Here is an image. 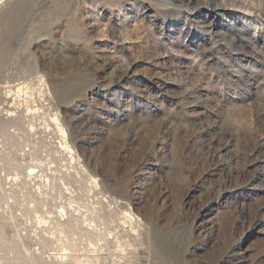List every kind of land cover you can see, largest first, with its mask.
Masks as SVG:
<instances>
[{
    "label": "rangeland",
    "instance_id": "obj_1",
    "mask_svg": "<svg viewBox=\"0 0 264 264\" xmlns=\"http://www.w3.org/2000/svg\"><path fill=\"white\" fill-rule=\"evenodd\" d=\"M179 1L0 4V86L24 87L7 103L0 88V121L18 108L7 132L20 150L0 154V264L67 253L70 264H127L99 250L94 259L103 242L82 239L79 210L108 218L132 264H264V18L232 7L240 0L224 11L222 0ZM36 160L52 191L27 176ZM64 206L75 214L61 222ZM55 222H66L61 235Z\"/></svg>",
    "mask_w": 264,
    "mask_h": 264
},
{
    "label": "bare ground",
    "instance_id": "obj_2",
    "mask_svg": "<svg viewBox=\"0 0 264 264\" xmlns=\"http://www.w3.org/2000/svg\"><path fill=\"white\" fill-rule=\"evenodd\" d=\"M177 1V0H176ZM179 1V0H178ZM183 1L185 2V1H187V2H189V1H191V0H181V1H179V2H182L183 3ZM200 1V0H199ZM198 1V2H199ZM207 1V2H206ZM210 0H201V2H199L200 3V6L201 5H204V4H207L208 2H209ZM258 1V2H257ZM257 1H255V0H240L239 2H234V3H231V4H233V6L232 7H236L237 9H239L240 11H243L244 12V14H247V15H249V18L250 17H253V15H257L258 16V18H260V19H263L264 18V2H262L263 0H257ZM3 2V0H0V4ZM77 2V1H76ZM170 3V2H169ZM172 3V2H171ZM173 3H175V2H173ZM177 3V2H176ZM175 3V4H176ZM181 3V4H182ZM75 5H77V3L75 4ZM79 5V4H78ZM171 5V4H170ZM180 5V4H179ZM80 6V5H79ZM228 7H231L230 6V1L229 0H222V3L220 4V5H218V8L216 9L217 11H224V10H227V8ZM213 14V13H212ZM253 24V23H252ZM254 27H257L255 24H254ZM42 79V78H41ZM21 84H18V85H11L9 82H6L5 83V85L4 86H0V88H2V89H4V91H3V96H1V97H3V99H2V102L3 101H6V100H9V99H11L13 102H15L16 101V99L19 97V99H20V94H22L21 92L23 91V89H24V87L23 86H20ZM24 85V84H23ZM24 86H26V85H24ZM28 86V87H27ZM26 87H27V89H30L31 87H29V84L27 85ZM31 86V85H30ZM25 87V88H26ZM32 89V88H31ZM30 92V91H29ZM27 94H28V92H27ZM23 96V95H22ZM22 98V97H21ZM10 100V101H11ZM25 101V100H24ZM4 103H7V101L6 102H4ZM27 103V102H26ZM11 105V104H10ZM9 105V106H10ZM6 106V105H5ZM13 108H14V106H13ZM12 108V109H13ZM16 109V108H15ZM18 109V108H17ZM16 109V110H17ZM14 110V109H13ZM16 110H14L15 112H10L9 110H5L4 111V116H5V119L7 120V119H10V120H7V121H0V131L1 130H3L2 131V133H1V135H0V154H2L3 156H4V153H5V151L6 150H8V149H11L12 147H14V148H18V146H16V145H13L12 144V142H13V138L10 136V134H9V131L7 132V130H8V128H11V127H14V121H13V119L11 118V117H15V113H17V111ZM17 115V114H16ZM21 120V119H20ZM22 121V120H21ZM28 122V121H27ZM52 122H54V124H55V127H56V130H57V132L59 133V135H60V137H62L61 139H63L64 140V143H61V148H62V150L63 151H61V152H65V156H67L68 155V159H70V160H72V158H73V154H74V152H73V150L68 146V143L66 142V137H67V133H66V131L64 130V128L62 127V125H61V123H60V121H59V119L58 118H53L52 119ZM30 125V124H29ZM47 125V124H46ZM33 126H34V124H33ZM49 126V125H48ZM30 128H31V130L33 131V127H32V124L29 126ZM5 128V129H4ZM36 129V128H35ZM30 130V131H31ZM28 131H29V129H28ZM31 131V132H32ZM18 133V132H17ZM16 133V137H17V139L19 138V135L21 136V133L20 134H17ZM34 133V132H33ZM29 134H30V132H29ZM35 135H36V133H34ZM33 137V136H32ZM17 142V141H16ZM16 146V147H15ZM28 146H30V148H31V145H28ZM23 147H24V145H23ZM25 148V147H24ZM27 148V147H26ZM30 148H28L26 151L28 152V154L29 155H32L34 152H32V150L30 149ZM34 148V147H33ZM18 151H20L19 150V148L17 149ZM25 150H23L22 149V152L21 153H23V155L25 154ZM39 151V150H38ZM60 151V150H59ZM58 151V152H59ZM60 153V152H59ZM28 154H27V156H28ZM62 155H64V153H61ZM1 155V156H2ZM36 155H37V153H36ZM22 156V155H21ZM23 157H25V155L23 156ZM35 157V156H34ZM36 158V157H35ZM38 158V157H37ZM43 158V157H42ZM64 158V157H63ZM40 159V158H39ZM39 159H37L38 161H39ZM45 159V158H44ZM61 159V158H60ZM31 160V159H30ZM37 160H36V162H34L35 163V165L33 166V165H31L32 163H30V165L31 166H33V167H29V165H28V171H27V176L28 177H33V175L35 176V174L36 173H38V172H41V171H35L36 170V168L38 169V168H40V166L43 164V163H45V160H47V158L43 161V163H41V162H37ZM41 160V159H40ZM62 160V159H61ZM60 160V161H61ZM42 161V160H41ZM63 161V160H62ZM15 162V161H14ZM50 162V161H49ZM48 162V163H49ZM25 165H27V164H25ZM52 165V164H51ZM20 167V166H19ZM27 167V166H26ZM25 167V168H26ZM42 167H43V165H42ZM43 168H45V169H47V167H43ZM27 169V168H26ZM42 169V168H41ZM47 170H49V169H47ZM59 170V169H58ZM54 171H56V170H54ZM66 171V170H65ZM76 171H77V169H76ZM76 171H72L71 172V174H73V172H76ZM82 173L83 174H86V175H88V173H87V171H86V169H84L83 167H82ZM48 172V171H47ZM59 172V171H58ZM70 172V171H69ZM68 172V173H69ZM60 173V172H59ZM66 173H67V171H66ZM78 173V172H77ZM24 174V173H23ZM42 174H43V170H42ZM70 174V173H69ZM75 174V173H74ZM17 175V174H16ZM48 175V174H47ZM47 175H40L39 177H41L40 179L42 180H39L38 178H36V176L34 177V178H36V179H38L39 181H41L42 183L41 184H44L43 186L45 187L46 185H45V182H46V184H48V186L50 187V189H51V191L53 190L52 189V183H50V182H52V181H50V179H49V177L47 176ZM50 175V174H49ZM62 175V174H61ZM64 175V174H63ZM66 175H68V174H66ZM24 176V175H23ZM77 176H78V174H77ZM66 177H68V176H66ZM70 177V176H69ZM10 178H13V177H10ZM20 178V177H19ZM24 178H26V177H24ZM51 178V177H50ZM92 178V177H91ZM22 179V178H21ZM56 179V178H55ZM54 179V180H55ZM59 179V178H58ZM58 179H56V181L58 180ZM66 179V178H65ZM69 179V178H68ZM9 180V179H8ZM11 180H14V182L15 181H17L18 180V177L16 176V178L15 179H11ZM26 180V179H25ZM93 180V179H92ZM6 181V180H5ZM22 181V180H21ZM33 181V180H32ZM60 181H61V179H59V183L58 184H60ZM62 185L65 187L66 185L64 184V180H63V178H62ZM95 181V180H94ZM7 182V181H6ZM38 182V181H37ZM54 182V184H55V181H53ZM66 182V181H65ZM96 182V181H95ZM3 183V182H2ZM12 184V183H11ZM24 184V183H23ZM53 184V185H54ZM57 184V183H56ZM55 184V185H56ZM14 185H16V183H14L13 184V186ZM25 185V184H24ZM61 185V186H62ZM96 185V187H98V183H96L95 184ZM40 187H41V185H39ZM5 187V186H4ZM8 187V186H7ZM40 187H38L37 188V191H38V193H39V195L41 196V199H42V192H41V188ZM100 187V186H99ZM98 187V188H99ZM8 188H10V186L8 187ZM12 188V187H11ZM47 188L48 187H46V190H47ZM60 189V188H59ZM63 189V188H62ZM99 189H101V188H99ZM4 190V189H3ZM12 190V189H11ZM45 190V189H44ZM66 190L68 191L69 190V188H66ZM35 191V190H34ZM65 191V190H64ZM12 192V191H11ZM47 192V191H46ZM48 193V192H47ZM63 192L61 191V194H62ZM72 193V192H71ZM7 194V193H6ZM9 194H11V193H9ZM47 195V194H46ZM58 195V194H57ZM8 196V195H7ZM50 196V195H49ZM61 196V195H60ZM62 196H63V194H62ZM91 196V195H90ZM58 197V196H57ZM97 197V196H96ZM102 199H104V198H102ZM44 200V199H43ZM51 200V199H50ZM52 200H54L53 198H52ZM56 200V199H55ZM58 201V200H57ZM27 202H29V201H27ZM49 202V201H48ZM47 202V203H48ZM59 202V201H58ZM68 202V201H67ZM114 202V201H113ZM57 203V202H56ZM105 203V202H104ZM116 203V202H115ZM118 203V202H117ZM5 204V203H4ZM43 204H44V202H43ZM43 204H41L42 206H40L39 204H37V205H39L38 207H37V205H33L32 207H34V209L35 210H38L39 211V213L40 212H42L43 211V208H44V205ZM64 204V203H63ZM77 204V203H76ZM108 204V203H107ZM6 205V204H5ZM29 205V204H28ZM68 205V204H67ZM70 205V204H69ZM73 206H74V204H72ZM86 205V204H85ZM46 206V205H45ZM50 206H52V205H50ZM54 206V205H53ZM58 206V205H57ZM56 206V207H57ZM62 206V205H61ZM94 206V205H93ZM4 207V206H3ZM70 207H71V205H70ZM75 207V206H74ZM109 207V206H108ZM7 208V207H6ZM49 208V207H48ZM54 208V207H53ZM53 208H52V210H53ZM86 208V207H85ZM85 208H84V210H85ZM110 208V207H109ZM9 209V208H8ZM51 209V208H50ZM56 209V208H55ZM66 208H65V206H64V208H62L61 210H60V213H58V214H60V216H58V221H60L61 220V218H64V217H66V216H68V217H71V218H73L74 217V214H72L71 216H69V214H67L68 213V209H67V213H66V210H65ZM76 209H78V208H76ZM82 209V208H81ZM86 209H88V208H86ZM46 210V213H48V211L50 212V210L48 209H45ZM92 210H94V209H92ZM92 210H89L88 209V211L89 212H91ZM72 211V210H71ZM74 211V210H73ZM80 212H77L76 210H75V212H77V214H75V215H77V217L79 218V216H80V220L78 219V218H73V220H77V224H76V227L78 226V232H82L81 234H85L84 236H81L82 237V239L83 240H85V242L87 241V243H89V244H91V246L93 245V241L95 240H97L98 241V243L97 244H99L100 242L102 243L101 245H98V246H100L99 247V249H93L94 251H95V253H98L99 251H100V253L103 251V252H107V253H109V255L111 256V257H120V258H122V259H124L125 261H126V263L127 264H132L131 262H129V259L131 258V257H129L128 255H131L132 254V252H131V250L130 249H128V248H130L131 247V245L128 243V242H121V241H119L118 240V238H116V235H114L113 233H110L109 232V230L108 231H106V227L105 226H109L108 224H107V220H108V218H107V220H106V218L104 217V216H101V215H99V213H97L95 210L93 211V215H91L90 214V216H89V214L87 213V212H85V211H81V210H79ZM100 211V210H99ZM86 213V215H88V216H85V215H83L82 213ZM127 212V211H126ZM125 211H124V213L126 214V216L131 220L132 218H131V216L132 215H129L128 214V212L126 213ZM71 213H73V212H71ZM123 213V212H122ZM6 214V213H5ZM38 214V213H37ZM57 214V215H58ZM125 214L123 215V216H125ZM43 215H44V213H43ZM48 214H46L45 216H47ZM79 215V216H78ZM44 216V217H45ZM50 216V215H49ZM53 216V215H52ZM122 216V217H123ZM10 217V216H9ZM39 217V216H38ZM41 217H43V216H41ZM59 217H60V220H59ZM68 217H66V220L65 221H68L69 219H68ZM48 218V217H47ZM47 218L45 219V221H44V219L42 220L41 218H40V222H41V224L42 223H44V224H42V225H47L46 223H48V222H46V220H47ZM70 218V219H71ZM126 218V217H125ZM39 219V218H38ZM48 219H50V218H48ZM56 219V218H55ZM68 219V220H67ZM53 220V219H52ZM52 220H48L49 222L51 221V225H52ZM57 220H55V221H57ZM133 220V219H132ZM131 220V221H132ZM38 221V222H39ZM79 221V222H78ZM61 222H62V220H61ZM61 222H55L53 225H54V227L53 226H51L53 229H55V230H58V232H59V234L61 235L62 234V232H63V230H65V226L63 225L64 223L66 224V222H64V223H61ZM124 222H125V220H124ZM128 222V221H127ZM133 222V221H132ZM72 223L73 224H75L74 223V221H72ZM78 223H79V225H78ZM129 223V222H128ZM127 223V224H128ZM49 224V223H48ZM68 224V223H67ZM107 224V225H106ZM132 224V223H131ZM2 225V224H1ZM41 225V226H42ZM69 225V224H68ZM71 225V224H70ZM70 225L68 226L69 228H70ZM124 225V227H128V226H125V224H123ZM62 226H64L63 228H62ZM111 226V225H110ZM43 227V226H42ZM49 226H47V228H48ZM50 227V228H51ZM74 227H75V225H74ZM74 227H73V229H74ZM132 227V226H131ZM108 228V227H107ZM109 228H111V227H109ZM116 229V228H115ZM131 229V228H130ZM130 229H128V231L130 230ZM41 230V229H40ZM49 230V229H48ZM69 230V229H68ZM89 230H92V233L91 232H89ZM112 230V229H111ZM110 230V231H111ZM135 229H133V231H134ZM46 231V230H45ZM49 231H51V230H49ZM117 231V230H116ZM41 232V231H40ZM55 232V231H54ZM49 233L48 232V234H49V236L47 235V238H48V241H49V239L51 240V242H52V240H53V242L51 243V242H49V243H51V244H48V245H55L54 244V242L56 241V240H58V239H56V236L54 235L55 233H57V232H55V233ZM70 232H71V230H70ZM73 232V234H71L72 236L75 234V233H77V230H73L72 231ZM71 232V233H72ZM84 232V233H83ZM130 232V231H129ZM46 233H47V231H46ZM134 233V232H133ZM58 234V235H59ZM126 234V233H125ZM129 234H131V233H129ZM76 235V234H75ZM70 236V235H69ZM78 236V235H77ZM79 236H80V234H79ZM127 236V235H126ZM43 237H45L44 235H43ZM125 237V236H124ZM76 238L77 237H75V240H76ZM133 238V237H132ZM46 239V238H45ZM81 239V238H80ZM80 239H78V240H80ZM42 240H44V239H42ZM60 240V239H59ZM73 240V239H72ZM74 240V241H75ZM132 240V239H131ZM44 241H46V240H44ZM64 241V240H63ZM94 241V242H95ZM96 241V242H97ZM59 242V241H58ZM66 242V241H65ZM80 242H81V240H80ZM131 242V241H130ZM45 243H47V242H45ZM76 243H79V242H77L76 241ZM82 243H83V241H82ZM57 244V243H56ZM67 244V243H66ZM96 244V243H95ZM95 244L93 245V246H95ZM133 244V243H132ZM62 245V244H61ZM85 245V244H84ZM77 246H79V245H77ZM90 246V245H89ZM90 246V247H91ZM134 246V245H133ZM54 247V246H53ZM81 247V246H80ZM97 247V246H96ZM63 248H68V247H64L63 246ZM60 250H62V249H60ZM64 250V249H63ZM70 250V249H69ZM74 250H76V249H74ZM99 250V251H98ZM66 251H68V249L66 250ZM87 251V250H86ZM92 251V250H91ZM70 252V251H69ZM103 252L101 253V254H103ZM88 253H90V252H88ZM94 253V254H95ZM39 254V253H38ZM37 254V255H38ZM99 254V253H98ZM98 254H95V258L94 259H96V260H100V254L98 255ZM105 254V253H104ZM40 255H41V253H40ZM61 255V254H60ZM60 255L58 256V257H60ZM65 255V254H64ZM68 255V256H67ZM70 254H66V256H61L60 257V262H58V264L60 263V264H70L71 262V260L73 259V256L71 257V256H69ZM87 255V254H86ZM39 256V255H38ZM55 256H56V254H55ZM93 256V255H92ZM57 258V257H56ZM53 259H54V257H53ZM90 259V258H89ZM101 259H103V255H102V258ZM56 260V259H55ZM172 260V259H171ZM137 261V260H136ZM162 261V260H161ZM158 263V262H157ZM164 263V262H163ZM169 263V262H168ZM171 263V262H170ZM178 263H180V262H178ZM178 263H176V264H178ZM57 264V263H56ZM82 264V263H81ZM106 264V263H105ZM124 264H125V262H124Z\"/></svg>",
    "mask_w": 264,
    "mask_h": 264
}]
</instances>
